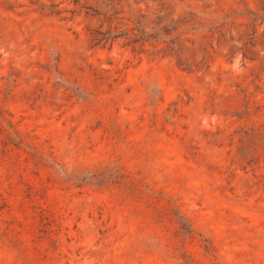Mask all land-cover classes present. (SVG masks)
<instances>
[{"label":"rangeland","instance_id":"obj_1","mask_svg":"<svg viewBox=\"0 0 264 264\" xmlns=\"http://www.w3.org/2000/svg\"><path fill=\"white\" fill-rule=\"evenodd\" d=\"M0 264H264V0H0Z\"/></svg>","mask_w":264,"mask_h":264}]
</instances>
